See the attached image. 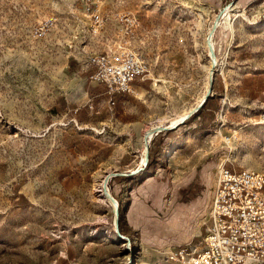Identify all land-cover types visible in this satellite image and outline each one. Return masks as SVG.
<instances>
[{
  "label": "rangeland",
  "instance_id": "rangeland-1",
  "mask_svg": "<svg viewBox=\"0 0 264 264\" xmlns=\"http://www.w3.org/2000/svg\"><path fill=\"white\" fill-rule=\"evenodd\" d=\"M90 2L0 0V264H184L217 170L264 171V0H100L109 35L140 22L149 73L122 98L89 80ZM211 69L216 108L179 123Z\"/></svg>",
  "mask_w": 264,
  "mask_h": 264
},
{
  "label": "built area",
  "instance_id": "built-area-1",
  "mask_svg": "<svg viewBox=\"0 0 264 264\" xmlns=\"http://www.w3.org/2000/svg\"><path fill=\"white\" fill-rule=\"evenodd\" d=\"M99 1L87 3L86 12L91 34L106 45L86 57L93 69L89 80L106 86L111 96L134 94V83L149 73L148 63L133 47L140 22L130 13L116 15L109 35L107 19L93 9ZM109 102L114 105L111 98ZM205 218L201 247L180 249L174 257L184 264H264V171H238L222 165Z\"/></svg>",
  "mask_w": 264,
  "mask_h": 264
},
{
  "label": "water",
  "instance_id": "water-1",
  "mask_svg": "<svg viewBox=\"0 0 264 264\" xmlns=\"http://www.w3.org/2000/svg\"><path fill=\"white\" fill-rule=\"evenodd\" d=\"M224 10L225 9H223L220 13H219V17L221 16V15H223L224 14ZM219 17H218V20H219ZM217 24H218V22L216 21L214 24H213V26H212V28L210 29V31H209V33H208V40H207V43H208V47H209V53H210V56H211V60H212V68H214L215 67V61H214V59H215V55H214V49H213V47H212V44H211V39H212V36H213V33H214V30H215V28H216V26H217ZM210 72H211V74H210V82H209V85H208V89H207V92H206V95L203 97V99H202V101L200 102V104L197 106V107H195L192 111H190L186 116H185V118H184V120L182 121V122H184L185 120H187V119H189L195 112H197L199 109H200V107L202 106V104L207 100V98L208 97H211L212 95H211V87H212V78H213V69H211L210 70ZM172 128H174V127H172ZM166 130H170V128H167V127H160V128H155V129H153V130H151L150 132L151 133H157V132H161V131H166ZM148 134H145L144 135V144H145V150H146V153H145V164L147 163V160H148V140L149 139H147V136ZM118 175H120V174H109V175H107V177L104 179V190H105V192L107 193V195H108V198L113 202V204L116 206V209H115V217H116V219H115V227H116V230L118 231V211H117V205H116V202H115V200L113 199V197H111L109 194H108V192H107V188H106V184H107V182H108V179L110 178V177H115V176H118ZM119 232V231H118ZM118 237L121 239V238H123V236L120 234V233H118Z\"/></svg>",
  "mask_w": 264,
  "mask_h": 264
},
{
  "label": "trees",
  "instance_id": "trees-1",
  "mask_svg": "<svg viewBox=\"0 0 264 264\" xmlns=\"http://www.w3.org/2000/svg\"><path fill=\"white\" fill-rule=\"evenodd\" d=\"M213 96L208 97L207 100L202 104V106L200 107V109L195 112L190 118H194L195 116L199 115V113H201L203 110H211V109H215L216 107H213L212 101H213ZM186 121H184L182 124H185ZM150 158L148 157L147 163H146V168L150 166ZM133 180V178H132ZM118 223H119V219H118ZM118 231L121 235H123V231L122 228L120 227V225L118 224Z\"/></svg>",
  "mask_w": 264,
  "mask_h": 264
},
{
  "label": "bare ground",
  "instance_id": "bare-ground-1",
  "mask_svg": "<svg viewBox=\"0 0 264 264\" xmlns=\"http://www.w3.org/2000/svg\"><path fill=\"white\" fill-rule=\"evenodd\" d=\"M228 10V9H227ZM225 16V15H224ZM179 123H181L182 122V120H181V118H179L178 120H177ZM174 122V121H173ZM151 128V127H150ZM153 128V127H152ZM153 130V129H152ZM152 133H150V136L149 137H151L152 135H151ZM148 137V138H149ZM101 184V183H100ZM98 188H100L99 189V192H100V196L102 197V199H104V200H107V198H108V196L106 195V193L104 192V190L101 188V186L100 187H98ZM123 246V245H122Z\"/></svg>",
  "mask_w": 264,
  "mask_h": 264
},
{
  "label": "crops",
  "instance_id": "crops-1",
  "mask_svg": "<svg viewBox=\"0 0 264 264\" xmlns=\"http://www.w3.org/2000/svg\"><path fill=\"white\" fill-rule=\"evenodd\" d=\"M118 95V97H125V96H127L126 94H117ZM186 121V120H185ZM158 133V132H157ZM155 134V133H154ZM212 196H213V194H212ZM211 201H212V198H211V200H210V203H209V205L206 207V214H205V216L207 215V213H208V210H209V208H210V206H211ZM204 216V217H205Z\"/></svg>",
  "mask_w": 264,
  "mask_h": 264
}]
</instances>
